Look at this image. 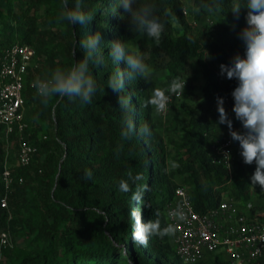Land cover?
Segmentation results:
<instances>
[{"label": "trees", "instance_id": "1", "mask_svg": "<svg viewBox=\"0 0 264 264\" xmlns=\"http://www.w3.org/2000/svg\"><path fill=\"white\" fill-rule=\"evenodd\" d=\"M151 2L165 23L158 44L131 31L128 20L113 14L115 6L107 0H84L83 10L91 12L93 19L77 26L62 19L63 0H0V67L13 44L26 43L35 49L36 66L24 85L29 125L24 136L38 147L30 165L12 167L8 146L12 144L18 155L19 134H7L0 123V232L25 238L23 246H0V264H209L206 260L184 262L174 253L170 234L152 236L146 246L134 243L133 210H142L145 223L159 220L163 229L171 225L166 211L181 185L190 189L198 212L218 206L229 192L244 203L254 192L264 196L263 188L251 183L256 164L244 163L238 141L233 140L231 171L214 162L206 146L217 97L228 101L232 130L243 131L232 111L231 92L238 81L221 76L219 66L231 63L236 54L244 55L246 46L238 33L246 25L247 10L237 20L230 12L231 0H196L199 16L211 15L214 23L194 25L187 19L183 0ZM69 6L75 8L77 0ZM165 9H172L174 15L164 16ZM117 10L122 12V6ZM97 31L104 39V62L91 64L90 70L103 90L90 104L67 97L43 103L31 86L33 78L45 79L56 68L83 60L86 54L77 42ZM117 39H124L132 52L145 53L149 68L168 70L172 81L187 78L192 84L200 74L206 77L204 96L189 112L180 138L170 142L176 154L172 161L153 117L148 77L129 82L121 95H131L136 126L148 123L152 135L121 137L125 114L117 94L107 85L113 73L126 67L113 63L108 55L111 42ZM6 164L13 175L8 189L3 176ZM88 171L91 177L85 175ZM178 173L184 178L181 184ZM137 174L142 179L133 184L129 176ZM122 181L130 184L131 191L121 190ZM145 187L144 202L139 205L133 193ZM6 196L8 206L2 207ZM212 255V264H232L222 252ZM252 264H264V255Z\"/></svg>", "mask_w": 264, "mask_h": 264}, {"label": "clouds", "instance_id": "2", "mask_svg": "<svg viewBox=\"0 0 264 264\" xmlns=\"http://www.w3.org/2000/svg\"><path fill=\"white\" fill-rule=\"evenodd\" d=\"M110 5H114L113 14L129 22L130 30H135L151 39L157 44L160 42L165 30V23L157 15V6L151 0H107ZM71 0H63L62 19L72 26L84 25L93 19L91 12L83 10L84 0H77V6L70 8ZM118 6H122L123 11L119 12ZM205 7V5H201ZM246 9V25L238 33V38L245 44L244 55L236 54L231 63L220 64V75L227 79L238 81L237 86L231 92L233 98L232 111L235 118L242 125L243 131L232 130L233 121L229 119L224 107V100L217 97V111L219 119L217 126L226 125L233 140L238 141L241 149V156L245 164L255 162L256 169L251 176L253 186L259 185L264 188V0H231L230 12L239 20L242 10ZM211 10V9H209ZM164 16H173L172 9H165ZM104 39L101 32L87 36L77 42L78 48L85 52V58L76 62L69 68H56L51 74L42 80L36 81V89L43 103H47L53 97L69 100H79L83 104H90L93 97L102 91L90 70L91 64H102L104 62V49L102 43ZM108 55L115 64L123 63L124 70H117L113 73L107 85L117 94L118 104L125 114L122 120L121 137L128 139L132 134L141 137H151L152 129L148 123L137 127L131 112V95L125 94L127 85L138 78L147 79L149 66L146 63V54L143 52H132L124 39H117L111 42ZM77 50H73V56ZM185 84V82H184ZM181 84L173 81L169 86L170 93H175L181 89ZM184 88V85H183ZM158 99L152 101L158 111L166 107L170 96L164 91L157 90L155 93ZM91 177V172L85 173ZM142 179L137 174L129 176L133 184ZM122 191H131L130 184L122 181L120 184ZM145 188H138L133 193V200L139 205L144 202ZM147 206V205H145ZM173 215L178 220H184L185 214L182 207H178ZM132 216L136 219V229L133 234L134 243L146 246L152 236H164L174 234L172 225L161 229L159 220L143 222L142 210L134 209Z\"/></svg>", "mask_w": 264, "mask_h": 264}, {"label": "built area", "instance_id": "3", "mask_svg": "<svg viewBox=\"0 0 264 264\" xmlns=\"http://www.w3.org/2000/svg\"><path fill=\"white\" fill-rule=\"evenodd\" d=\"M34 59V47L17 42L6 50L0 67V123L6 126L7 134L18 131L20 147L17 160L21 166L30 165L38 151V147L24 136L29 128L25 120L24 85L26 76L36 66ZM42 79L36 75L31 86L36 88V81ZM170 101L162 112H166ZM233 155L234 141L230 135L216 147L213 160L231 171ZM3 176L8 189L13 183L8 164ZM20 181H23L22 177ZM1 205L8 206L7 196L2 199ZM178 207L183 208L184 220H178L173 215ZM252 209L250 201L244 203L230 199L198 212L190 189L185 185L177 187L175 199L166 213L175 233L174 253L186 263L205 261L208 256L222 252L232 264H252L264 255V220L257 219ZM0 246L13 247L9 231H1Z\"/></svg>", "mask_w": 264, "mask_h": 264}, {"label": "rangeland", "instance_id": "4", "mask_svg": "<svg viewBox=\"0 0 264 264\" xmlns=\"http://www.w3.org/2000/svg\"><path fill=\"white\" fill-rule=\"evenodd\" d=\"M185 3L184 11L187 16V19L193 23L194 25H201L202 23H214V19L212 16L203 13L199 16V6L196 0H183ZM199 16V17H198ZM148 78L150 81V91L153 97V101L158 99L155 95L157 90L164 91L165 95L170 96L169 107L166 112L158 111L155 104L152 103V113L154 120L157 124L158 130L160 134L163 136L164 140L167 143V148L169 151L168 160L172 161L175 157V148L170 142L172 139L178 140L181 136V126L189 120V112L191 109L195 108L198 100L204 96L205 93V85H206V77L203 74H200L199 78L195 83H190L187 78H183L177 83L181 84V89H178L175 93H170L167 91L169 86L173 82L169 77V72L166 69L163 70H155L149 68ZM185 82V84H184ZM184 85V88H183ZM178 92H181V95H177ZM224 107L226 112L228 113L229 104L228 101L224 102ZM229 117V114H228ZM213 122L210 126L209 131L207 132V142L206 146L210 152V154L214 157L216 155V147L220 145L223 141H225L229 136L230 132L226 125L217 126V121L219 119V113L217 111V106L212 114ZM230 119V118H229ZM10 152V161L12 162V167L17 168L19 166L17 160V152L13 151V145L10 144L8 146ZM13 151V152H12ZM177 181L181 184L183 183V176L178 173L176 175ZM264 192V188H263ZM234 199L233 194L226 193L224 195L223 200ZM241 202V201H240ZM250 202L253 205L252 212L259 220H264V196H259L257 194H253ZM167 213V211H166ZM1 233V232H0ZM11 234V232H10ZM171 239L175 244V233L170 234ZM13 246L16 244L17 246L25 245V238L21 235H13L11 234ZM213 256V255H211ZM208 256L206 261L209 264H212L213 258ZM214 257V256H213ZM1 259L4 260V255L1 256Z\"/></svg>", "mask_w": 264, "mask_h": 264}, {"label": "crops", "instance_id": "5", "mask_svg": "<svg viewBox=\"0 0 264 264\" xmlns=\"http://www.w3.org/2000/svg\"><path fill=\"white\" fill-rule=\"evenodd\" d=\"M171 240H172V244L174 245L173 239H171Z\"/></svg>", "mask_w": 264, "mask_h": 264}]
</instances>
